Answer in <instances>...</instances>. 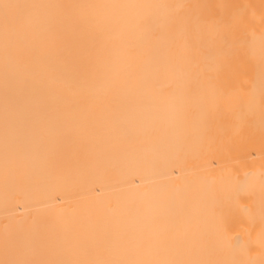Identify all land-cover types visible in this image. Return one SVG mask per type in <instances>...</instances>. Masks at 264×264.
Returning a JSON list of instances; mask_svg holds the SVG:
<instances>
[{"label":"bare ground","instance_id":"obj_1","mask_svg":"<svg viewBox=\"0 0 264 264\" xmlns=\"http://www.w3.org/2000/svg\"><path fill=\"white\" fill-rule=\"evenodd\" d=\"M0 264H264V0H0Z\"/></svg>","mask_w":264,"mask_h":264}]
</instances>
